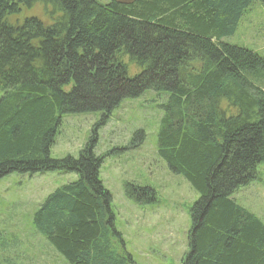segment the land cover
I'll return each instance as SVG.
<instances>
[{
	"label": "trees",
	"instance_id": "16d2710c",
	"mask_svg": "<svg viewBox=\"0 0 264 264\" xmlns=\"http://www.w3.org/2000/svg\"><path fill=\"white\" fill-rule=\"evenodd\" d=\"M258 1L0 0V178L78 175L33 218L69 264L137 263L100 179L97 131L78 157H51L63 115L102 111L105 122L147 90L169 93L159 155L200 193L182 264H264V222L233 198L264 164V57L222 42ZM126 195L156 199L131 183Z\"/></svg>",
	"mask_w": 264,
	"mask_h": 264
},
{
	"label": "rangeland",
	"instance_id": "374dc122",
	"mask_svg": "<svg viewBox=\"0 0 264 264\" xmlns=\"http://www.w3.org/2000/svg\"><path fill=\"white\" fill-rule=\"evenodd\" d=\"M42 12L40 5L25 8L20 21ZM222 42L264 57V4H252L236 31ZM139 71L135 65L130 67V75ZM168 98V92L155 90L125 98L105 122L102 111L65 114L51 148L54 159L78 157L97 131L95 151L105 155L100 179L112 194L115 226L137 264H182L189 251L191 208L200 198L158 152L157 137ZM257 171V179L241 187L233 198L264 222V164ZM78 178L65 171L14 172L0 178V264H69L38 231L33 218L49 194ZM127 183L154 189L156 199L142 204L129 199Z\"/></svg>",
	"mask_w": 264,
	"mask_h": 264
}]
</instances>
